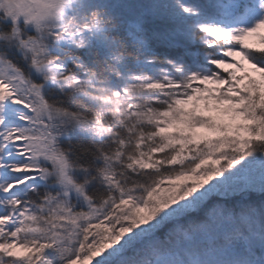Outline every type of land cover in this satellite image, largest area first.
<instances>
[{
    "label": "snow or ice",
    "instance_id": "obj_1",
    "mask_svg": "<svg viewBox=\"0 0 264 264\" xmlns=\"http://www.w3.org/2000/svg\"><path fill=\"white\" fill-rule=\"evenodd\" d=\"M0 264H264V0H0Z\"/></svg>",
    "mask_w": 264,
    "mask_h": 264
}]
</instances>
